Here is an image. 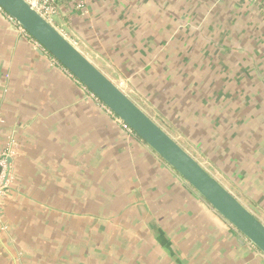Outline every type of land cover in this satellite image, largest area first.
Wrapping results in <instances>:
<instances>
[{"label":"crops","instance_id":"crops-1","mask_svg":"<svg viewBox=\"0 0 264 264\" xmlns=\"http://www.w3.org/2000/svg\"><path fill=\"white\" fill-rule=\"evenodd\" d=\"M53 21L115 84H130L171 124L184 117L179 129L227 170L229 186L214 177L264 224V0H57ZM9 142L14 182L0 210L5 259L13 260L15 244L33 251L41 240L53 248L59 223L73 243L71 228L82 226L81 242L90 243L87 229H100L90 206L104 209L92 197L108 189L123 198L121 213L135 208L141 219L140 236L133 220L110 243L94 236L102 249L113 248L114 260L159 264L165 252L176 264H264L260 251L0 12V150ZM127 197L131 206L122 208ZM24 211L34 213L31 221Z\"/></svg>","mask_w":264,"mask_h":264},{"label":"water","instance_id":"water-1","mask_svg":"<svg viewBox=\"0 0 264 264\" xmlns=\"http://www.w3.org/2000/svg\"><path fill=\"white\" fill-rule=\"evenodd\" d=\"M0 9L264 255V224L256 215L86 58L57 27L24 0H0ZM6 161L8 177L11 171L10 156L6 157Z\"/></svg>","mask_w":264,"mask_h":264},{"label":"rangeland","instance_id":"rangeland-1","mask_svg":"<svg viewBox=\"0 0 264 264\" xmlns=\"http://www.w3.org/2000/svg\"><path fill=\"white\" fill-rule=\"evenodd\" d=\"M116 80H117L116 84H118L119 86H123L125 92L128 95L132 96L134 98V100H136L139 104H141V106L144 108V110H146V112L149 114V116L156 123H158L164 130H166V132L168 134H170V136H172V138H174V140H176V142H178V144L182 148H184L185 150H188V152H190V154H192V156H194V158H197L196 160H198L200 162V164L206 170H208V172L210 174H212L213 176H217L222 182L226 183V185L229 186V182L226 179V177L228 176L227 170H225L226 173L223 175L222 171L219 169L220 165L217 163H213L211 161L210 157H207V156L205 157L203 155L202 149L204 147L202 149L197 148L194 145V143H191L186 138L187 133L186 132L183 133L180 130V129H182V127H184L183 126L184 117H180L182 120V125L169 123L166 120V118L162 115L161 111H159V109H156L154 107V105H152L153 103H150L149 101H147L146 98H144V96L142 94L138 93V91L134 89V87H132L130 84L123 82L124 80H120L119 78H117ZM182 95H184V92H182ZM109 115L114 118L113 115H111V114H109ZM173 121L177 122L175 119ZM185 135H186V137H185ZM11 150H12V153H11L10 157H12V154H13V149L11 148ZM13 182H14V180H13ZM13 182H12V184H10L9 188L12 187ZM112 182L116 183V181L113 179L110 181L108 180L106 182V188L107 187L109 188L110 187L109 183H112ZM9 191L10 190H8L6 195H5L6 199H7V195H8ZM104 193H105L104 195H101L98 193L92 197L95 200V203L98 204V207L100 206V207H103L104 209L100 210L99 208H97V205H95V204H91V206H90L91 216L94 215L92 218V221L93 222L99 221L100 222V229L102 230L101 231L98 228L97 229H94V228L87 229V231L91 233V235H90V233L86 235V236H89V235L91 236L92 241L90 243H85V244L83 243L82 244V242H81L82 238H83V232H84V229L82 226L80 228H75L74 230H73V228H71L70 231H73V234L75 236V237H73L71 234V236L75 239V242L73 243V242H71V239L67 238L66 228H63L61 223H59L60 226L58 228L54 227L55 229L53 230V234H52V236H54V237H56V239H58L55 243H53V248L50 247V244H51L50 242H48V244H44L45 241H44V243H42L40 240L37 244L39 246H41L43 252H44L43 248H45V247L48 248V251H46L45 253L42 254V252L40 253L41 248H35V250L30 251L29 248H27V250H25V247L22 249V243L15 244L13 246L14 247L13 251L11 252V253H13V260L5 259L2 255H0V264H95V261L98 262V264H125L121 260L120 261L114 260L115 254L113 253V248H111L110 246L109 247L105 246L106 249H102L100 246V241L99 240L94 241L93 239H94V236H98L100 239H102V237L105 236L106 242L110 243V241H114L113 240L114 237H116V236L121 237V230L123 229L121 227V224L124 220L126 222L129 220L136 221L137 224H134L135 229L132 231V233L136 234V236H140L141 231H140L139 226H138L140 221H137V220H141L139 215H138L139 212L135 208L130 209L131 208L130 207L127 210H123L124 212L121 213L120 210L118 209L119 203H120L119 200L123 201V198L122 197H120V198L115 197L114 198L113 195H109L108 189L104 190ZM109 198H111L112 200ZM127 198L129 200V202L126 204L127 206L123 205L122 208L131 206V201H130L129 197H127ZM106 207L107 208L109 207V210H105ZM103 211H106V212H103ZM99 212L102 214L101 219L100 218L98 219ZM23 213H24V216L28 219V222L32 220L31 217H34V213H30L27 211H24ZM120 213L123 214L122 215V221L119 224H117L116 221L118 220V218H119L118 215ZM132 213H133V215H132ZM78 214L82 215L81 213H78ZM79 218L81 219L82 217L80 216ZM28 222H26L24 229H22V231L25 233L28 231V230H26ZM106 227H110V228H106ZM103 231H105V232H103ZM157 231L159 232V230H156V232ZM56 232L58 233V235H56ZM48 237H51V234H49ZM156 239H158V238L156 237ZM145 245H146L145 243L142 245V247H144V249L146 247ZM250 245L256 251V248L251 243H250ZM89 247L93 249V250H91L90 253H88ZM163 247H164V249L169 251L168 246L165 245ZM117 249H118V246H117ZM159 249H161V248H159ZM161 250L163 251V249H161ZM39 253H40V255H39ZM161 254H162V256H164V258L166 257L165 252H163ZM88 255H90V256H88ZM107 255H108V258L106 260H104L102 258V256H104V258H106ZM177 255L180 256L179 254H177ZM58 256H59V258H58ZM162 256L158 257L159 259L157 260V262H159V264H162V262H165V261L168 264H170V262H171V264H176V262L173 261L171 256H169L170 260L168 257H166V260L164 258L161 259ZM181 256H183V255H181ZM125 257L128 258L127 255H125ZM127 264H129V262Z\"/></svg>","mask_w":264,"mask_h":264},{"label":"built area","instance_id":"built-area-1","mask_svg":"<svg viewBox=\"0 0 264 264\" xmlns=\"http://www.w3.org/2000/svg\"><path fill=\"white\" fill-rule=\"evenodd\" d=\"M26 3H28L30 5V7L32 9H34L38 14H40L45 20H47L49 23H51L52 25H54V16L57 13V0H24ZM84 0H79V3H83ZM0 12L3 13L7 19L13 23L16 24L15 21H13V19H11L7 14H5L1 9ZM17 25V24H16ZM18 26V25H17ZM19 27V26H18ZM21 29V27H19ZM60 30V29H59ZM21 31H23L21 29ZM61 31V30H60ZM26 35L27 33L25 31H23ZM62 32V31H61ZM63 33V32H62ZM64 34V33H63ZM28 36V35H27ZM29 37V36H28ZM30 39H32L31 37H29ZM33 40V39H32ZM34 41V40H33ZM34 43L38 46H40L37 42L34 41ZM54 61H56L53 58ZM57 62V61H56ZM91 93V92H90ZM91 96L96 99L101 106H103L107 112L111 115L114 116V118L121 123L124 127H126L130 132H132L126 125H124L122 123V121L117 118L103 103H101L92 93ZM12 153L11 150V142H9V145L0 150V210H1V203L3 202V200L5 199V195L7 193V191L9 190V186L11 184L12 181V176H11V171L10 174L8 175V177H6V173H7V161H6V157H9ZM6 177V178H5Z\"/></svg>","mask_w":264,"mask_h":264},{"label":"trees","instance_id":"trees-1","mask_svg":"<svg viewBox=\"0 0 264 264\" xmlns=\"http://www.w3.org/2000/svg\"><path fill=\"white\" fill-rule=\"evenodd\" d=\"M50 55V54H49ZM50 57L53 59V57L50 55ZM60 64V63H59ZM61 65V64H60ZM62 66V65H61ZM135 134V133H134ZM138 137V136H137ZM139 138V137H138ZM140 139V138H139Z\"/></svg>","mask_w":264,"mask_h":264}]
</instances>
